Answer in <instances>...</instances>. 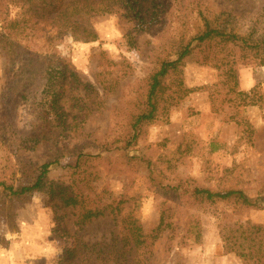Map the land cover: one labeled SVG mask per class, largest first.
Instances as JSON below:
<instances>
[{
    "label": "rangeland",
    "instance_id": "1",
    "mask_svg": "<svg viewBox=\"0 0 264 264\" xmlns=\"http://www.w3.org/2000/svg\"><path fill=\"white\" fill-rule=\"evenodd\" d=\"M84 2L100 0H0V264H69L80 243L98 245L83 255L118 243L120 221L73 223L119 201L144 237L135 264H264V245L241 258L223 243L238 225L264 226V51L196 47L163 79L154 118L133 128L151 77L203 17L256 46L264 0H116L104 14ZM84 30L96 39L81 41ZM43 164L40 190L4 192L34 182ZM193 189L239 191L253 206Z\"/></svg>",
    "mask_w": 264,
    "mask_h": 264
},
{
    "label": "trees",
    "instance_id": "2",
    "mask_svg": "<svg viewBox=\"0 0 264 264\" xmlns=\"http://www.w3.org/2000/svg\"><path fill=\"white\" fill-rule=\"evenodd\" d=\"M116 3V0H100L99 3L94 4L95 7H90L88 2H84V12L87 14H104L112 12V5L110 3ZM78 5H74L71 7L72 13L78 12ZM58 17H63L58 14ZM203 22V30L198 32L197 35L192 37L188 43L185 45H181L175 53L176 59L174 61H164L161 63L159 70L151 77V84L149 85V91L147 95V103L145 113L141 114L137 117L133 128L135 129L138 124L151 121L154 118V114L156 111V99L158 91L161 89V84L163 79L168 75L169 72L176 70V68L187 58H189L193 52V50L210 41H215L222 46L233 45V46H244L248 49L255 50H263L264 51V39L257 42L256 46L250 44L246 38H242L238 35L233 34L230 31H226V28L223 27L218 20L209 21L206 18H202ZM83 37H81V41L83 42H91L96 39L95 35L91 33L89 30H84ZM78 38L77 33L72 32V37L76 39ZM231 76L235 78V70H231ZM132 139V142L136 140V134L133 137H130L129 140ZM128 142V141H127ZM131 144V143H127ZM83 155H78V159L76 160L75 167H78L79 161H82ZM51 164H43L41 167V173L37 176L36 180L32 183L26 185H18L14 186H6L5 184H1L4 192H8L10 196L13 197H24L31 195L43 186L44 176L49 172ZM172 191H177L176 189H171ZM60 195V194H59ZM191 196L198 197L200 199L206 200L208 202H213L215 200L226 201L231 198L237 199L243 206L251 207L252 203L244 196L242 192L239 191H229L226 193H211L208 190L204 189H193L191 192ZM61 204L65 208H71L75 210L78 208L79 200L76 197H61ZM123 201H119L116 205H110L103 209L96 208L93 210H88L83 212L77 219L74 221L73 225L77 228V231L83 230L84 226L92 223V221L109 218L111 219L113 224H117L118 221L123 225L124 236L121 238V241L118 243L110 242L109 244L103 245L96 253H90L83 255L79 253L80 250H94L98 247V245H94L88 248V246L79 244L78 252L74 250L68 251L67 255L71 258V262L69 264H135L137 260H135V255L139 253L142 245L144 244V237L141 233V227L138 224V221L127 219L124 220L120 218L122 212ZM127 218H130L127 217ZM126 219V218H125ZM157 227V231L160 229V226ZM238 236H224L223 243L224 246L228 248L229 252H234L241 258H246V254L244 251H248L249 254H259L262 249V245H264V226L263 225H255L246 222L243 225H238L236 228ZM246 244V245H245ZM119 245V246H117ZM255 245L258 246L257 250H255ZM85 246V247H84ZM234 248V249H233ZM91 255L95 257H91ZM79 256V257H77ZM77 259V260H76ZM76 262L74 263V261Z\"/></svg>",
    "mask_w": 264,
    "mask_h": 264
}]
</instances>
